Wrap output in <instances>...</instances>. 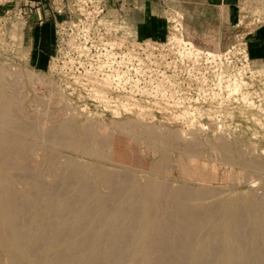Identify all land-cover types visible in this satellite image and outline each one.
<instances>
[{
	"label": "rangeland",
	"instance_id": "374dc122",
	"mask_svg": "<svg viewBox=\"0 0 264 264\" xmlns=\"http://www.w3.org/2000/svg\"><path fill=\"white\" fill-rule=\"evenodd\" d=\"M0 66L18 93L10 91L17 100L14 114L23 109L27 116L15 121L17 131L3 125L0 130L57 152L62 163L121 172L139 183L187 186L202 193V204L216 205L218 214L224 201L264 197V0H233L220 8L206 0H0ZM60 124L70 125L72 146L47 141V132L59 131ZM80 131L105 134V144L94 147L92 137H76ZM147 133L154 135L153 144ZM174 135L179 141L172 149ZM118 142L142 161H157L170 152L169 169L156 174L123 166L112 158ZM94 150L101 159L91 156ZM178 155L197 161L202 177L187 178ZM45 179L61 185L52 176ZM21 187L29 188L15 185ZM118 198L119 193L111 200L121 218L131 220L129 205H120ZM24 201L34 216L32 203ZM242 231L251 233L245 216ZM81 232L80 237L89 234ZM28 234L37 237L38 231ZM97 236L93 233L91 242ZM77 242H53L41 258L56 260ZM172 245L154 258H169ZM223 247L214 237L205 250L223 262ZM238 249L250 253V243L241 240ZM70 252L74 264L91 261L90 251L83 257L76 249ZM129 256L126 249L119 264H128ZM242 261L235 256L233 264ZM245 263L256 264L252 258Z\"/></svg>",
	"mask_w": 264,
	"mask_h": 264
},
{
	"label": "bare ground",
	"instance_id": "6f19581e",
	"mask_svg": "<svg viewBox=\"0 0 264 264\" xmlns=\"http://www.w3.org/2000/svg\"><path fill=\"white\" fill-rule=\"evenodd\" d=\"M9 75L0 66V89L4 90H0V125L16 128L15 121L23 117L26 120L27 116L23 109L18 110V115L14 114L12 107L17 105V100L11 97L10 91L12 94L17 92L12 91L8 82ZM68 127L60 124L57 126L59 131L50 130L51 133L46 134L47 141L55 144L65 142L72 146L74 142L69 140ZM86 131L78 132L76 137H92L94 147L95 144H105V134L101 137L95 133L89 135L92 131L89 134ZM160 134L161 132L159 136ZM146 136L153 144L154 135L147 133ZM158 138L162 140L161 137ZM171 139L173 149L172 144H176L179 138L174 135ZM113 150L112 158L123 166H141L156 174L166 172L172 161L170 152L161 154L163 156L157 161H142L135 151L128 153L123 144L115 146ZM98 152L94 150L91 156L100 158ZM195 160L197 159L193 161ZM176 162L187 178L202 177L197 161L191 162L184 155H178ZM15 169L17 172H14ZM45 176L60 180L61 185L46 184ZM207 177L210 179V176ZM26 184L29 188H15V185ZM118 193L120 205H129L133 220H123L120 208L112 202L111 198ZM202 196L200 191L187 186L174 187L160 180L139 183L121 172L107 171L97 166L76 165L72 161L62 163L57 152L24 142L0 130V264H74L69 261L73 257L70 252L73 249L77 250L78 257H83L86 251H90L89 264H119L126 249L130 252L128 264H233L235 256L242 258V264H246L248 258L254 259L256 264H264V197L248 196L242 202L224 201L221 203L223 213L218 214L216 205L202 204ZM23 199L32 203L34 216L30 215L31 209ZM244 216L251 226V233L247 236L242 231ZM83 229L89 234L80 237L79 233ZM32 230L38 231L37 237H29L28 232ZM175 231L177 236L174 235ZM93 233L98 234L95 242H91ZM214 237L224 244L223 262L216 261L211 252L205 250ZM76 238H79V242L69 244L67 250L56 254V260L41 258L42 254L50 250L53 242L68 244ZM38 240L43 244L36 243ZM241 240L250 243V253L241 249L234 250ZM170 241H173V245L170 246L172 251L169 250V258L155 259L154 254L164 253ZM188 250L191 257L186 261L185 254Z\"/></svg>",
	"mask_w": 264,
	"mask_h": 264
},
{
	"label": "crops",
	"instance_id": "0c3cea01",
	"mask_svg": "<svg viewBox=\"0 0 264 264\" xmlns=\"http://www.w3.org/2000/svg\"><path fill=\"white\" fill-rule=\"evenodd\" d=\"M206 2L216 8L220 7H230L232 5L233 0H206Z\"/></svg>",
	"mask_w": 264,
	"mask_h": 264
}]
</instances>
